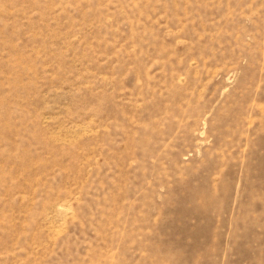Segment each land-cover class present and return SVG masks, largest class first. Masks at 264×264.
<instances>
[{
	"label": "rangeland",
	"instance_id": "obj_1",
	"mask_svg": "<svg viewBox=\"0 0 264 264\" xmlns=\"http://www.w3.org/2000/svg\"><path fill=\"white\" fill-rule=\"evenodd\" d=\"M0 264H264V0H0Z\"/></svg>",
	"mask_w": 264,
	"mask_h": 264
}]
</instances>
